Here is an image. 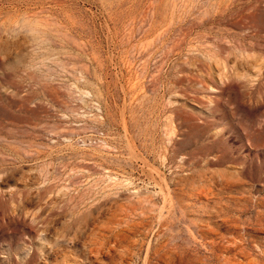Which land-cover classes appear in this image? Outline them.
<instances>
[{"label": "rangeland", "instance_id": "1", "mask_svg": "<svg viewBox=\"0 0 264 264\" xmlns=\"http://www.w3.org/2000/svg\"><path fill=\"white\" fill-rule=\"evenodd\" d=\"M0 264H264V0H0Z\"/></svg>", "mask_w": 264, "mask_h": 264}, {"label": "bare ground", "instance_id": "2", "mask_svg": "<svg viewBox=\"0 0 264 264\" xmlns=\"http://www.w3.org/2000/svg\"><path fill=\"white\" fill-rule=\"evenodd\" d=\"M169 191H170V190H169ZM169 191H168V192H169ZM158 193H159V192H158ZM163 193H164V192H163ZM168 194H169V193H168ZM170 195H171V194H170ZM165 198H166V197H165ZM167 201H168V200H167ZM148 202H149V201H148ZM165 202H166V201H165ZM170 204H171V203H170ZM149 206H150V205H149ZM168 206H169V205H168ZM169 207H170V206H169ZM169 207H168V209H169ZM143 208H144V207H143ZM145 208H146V206H145ZM166 208H167V207H166ZM160 209H161V208H160ZM162 209H163V208H162ZM168 209H167V210H168ZM167 210H166V212H167ZM143 211H144V210H143ZM166 212H165V214H166ZM168 212H169V211H168ZM136 213H137V212H136ZM112 216H113V215H112ZM131 216H132V215H131ZM140 216H141V215H140ZM166 217H167V216H166ZM166 217H165V218H166ZM140 218H141V217H140ZM160 218H161V217H160ZM163 219H164V218H163ZM158 221H159V220H158ZM170 221H171V220H170ZM125 224H126V223H125ZM136 224H137V223H136ZM136 224H135V225H136ZM116 233H117V232H116ZM152 233H153V232H152ZM116 235L118 236V234H116ZM131 235H132V234H131ZM155 239H156V238H155ZM86 242H87V240H86ZM88 242H89V241H88ZM137 244H139V243H137ZM131 246H132V245H131ZM111 247H112V246H111ZM107 248H108V247H107ZM86 249H87V248H86ZM169 249H170V248H169ZM154 250H155V249H154ZM95 252H96V251H95ZM91 253H92V252H91ZM132 253H133V252H132ZM100 255H101V254H100ZM134 255H135V254H134ZM159 255H160V253H159ZM159 255H158V257H159ZM77 256H78V255H77ZM93 256H94V255H93ZM146 256H147V255H146ZM55 257H56V256H55Z\"/></svg>", "mask_w": 264, "mask_h": 264}]
</instances>
